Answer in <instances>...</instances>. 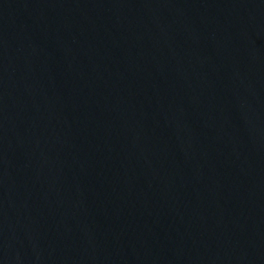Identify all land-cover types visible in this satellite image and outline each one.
Wrapping results in <instances>:
<instances>
[{"label": "water", "instance_id": "1", "mask_svg": "<svg viewBox=\"0 0 264 264\" xmlns=\"http://www.w3.org/2000/svg\"><path fill=\"white\" fill-rule=\"evenodd\" d=\"M0 264H264V0H0Z\"/></svg>", "mask_w": 264, "mask_h": 264}]
</instances>
